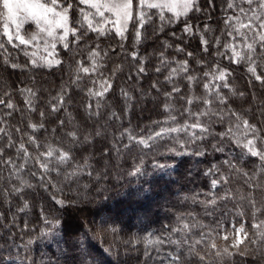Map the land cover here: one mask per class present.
Wrapping results in <instances>:
<instances>
[{
  "label": "trees",
  "instance_id": "16d2710c",
  "mask_svg": "<svg viewBox=\"0 0 264 264\" xmlns=\"http://www.w3.org/2000/svg\"><path fill=\"white\" fill-rule=\"evenodd\" d=\"M67 2L73 3L72 17H79L81 9L95 11L80 4L79 0H61L62 6ZM199 4L202 11L190 12L188 17L164 25L156 15L158 10L144 9L152 13L154 23L142 31V42L135 49L131 31L125 33L128 38L123 41V49L114 30L111 38H98L89 32L82 40L70 43V49H64L58 43L54 54L62 65L52 68L36 67L31 63L32 59L48 55L51 49L46 50L45 43L30 41L27 45H19V41L14 39L19 46L13 47L0 32V42L7 49V52L0 49V98H10L20 109L11 116H5L9 110L0 106V121H3L0 127L6 128L15 144V147H10L9 136L0 134L2 159L11 158L17 165L23 163L22 156L16 153L21 140L29 152L37 156V153L46 151L49 144L60 146L67 140L65 133L69 130H77L81 140L89 137V142L83 147L71 149L70 155L74 157L71 167L65 165L63 170L57 168L42 172L39 160L44 157L30 161L19 174L12 164H0V264H171L169 254H182L179 264H223L215 255L216 250L211 248V240L200 245L195 242L201 239L202 233L211 232L216 244L224 246L223 235L241 225L249 234L255 233L252 238L256 244L249 247L246 255L233 256L228 264H233V261L235 264H264V237L255 228L260 220H264V215L257 213L253 217V205L264 209V167L257 157L242 155V149L229 138L223 141V152L211 148L220 140L218 133L235 127L232 112L264 130V85L247 71L248 63H231L228 58L231 51L215 44V38L220 37L221 44L235 42L237 50L245 51L241 38L227 35L231 29L225 27L224 20L233 15V10L226 7L227 0H199ZM208 5L211 10H208ZM165 15L170 17L171 13ZM184 20L195 26L197 35L189 37L184 34ZM205 25L208 26L207 32ZM106 27L111 28L112 25ZM161 27L162 31L159 30ZM56 31L58 34L61 32L59 29ZM22 32L26 39H30L31 33L38 37L42 35L32 20L23 23ZM200 35H205L212 42L211 55L202 51ZM45 39L48 38L45 36ZM68 39L73 41L75 38L69 35ZM165 43L181 45L186 51L165 50ZM96 44L100 45L102 53H108L101 61L105 75L118 65L121 69L112 77L114 88L100 109L102 115L89 114L96 111L95 101L86 95L87 89L93 87L91 78L79 73V88L72 83L78 75L77 62L85 61V66H88V53ZM217 48L226 51L224 58L215 55ZM133 50L144 58L147 75L137 72L138 62L128 55ZM161 51H165L169 60L173 57L190 59L191 74L197 80L189 83L186 74H180L171 83H164L167 72H155ZM187 52H193L194 56L187 57ZM262 52L264 49L257 45L256 64L251 65L258 66L257 74H264ZM32 53L36 56L33 57ZM201 59H206L213 68L214 62L218 61L222 68L232 73L226 81L229 88L221 89L220 82H215L216 90L228 101L226 107L219 105L214 95L203 89V72L206 69L197 64ZM13 63L19 67H11ZM170 67H175V64ZM158 80L161 82L160 92L151 87ZM173 87L180 88V92L173 93L170 98L165 97L163 92L171 91ZM27 88L37 93L33 98L35 112L29 111L25 104L27 93H22V90ZM65 88L71 100L60 112H51L53 97L59 96ZM121 88L130 91L133 96L131 102L123 99ZM137 92H148L150 96L138 99ZM205 97L208 104L203 103ZM189 100L192 103H188ZM88 104L93 105L92 109L86 108ZM169 104L171 107L165 110V105ZM220 108H225L223 124L219 122L218 115L199 117L205 126L211 125L210 131L215 137L205 141L208 150L204 156L167 152L169 148L178 147L177 139H187L183 133H168L163 138L150 141L149 147L137 142L154 135L162 127H182L193 122L196 117L188 116V112L218 111ZM40 112L45 113L43 118ZM113 112L115 116L111 115ZM169 114L175 115L176 121L170 120ZM62 120L65 121L63 127L60 126ZM41 121L45 128L33 133L28 124ZM17 127L25 134L37 137L43 147L28 144L27 135L17 132ZM97 132L100 135H96ZM236 135L242 137L243 133L237 132ZM129 136L133 139L130 140ZM248 138H252L251 134ZM64 147L68 145L65 143ZM193 150L195 146L189 149ZM85 160L87 166H84ZM225 161H231L235 170L229 168ZM213 166L219 171L206 175ZM78 167L83 170L72 179H66V174ZM213 179L221 180L216 188L211 186ZM17 187L21 189L19 193L13 191ZM221 196L226 199L220 200ZM212 198L217 199L216 210L206 214L201 202ZM25 203L28 207L21 211ZM238 212L245 214L238 215ZM185 224L189 225L188 229L173 231L183 229ZM193 224L204 227H192ZM144 237L163 239L165 243L145 246ZM169 239L176 240L177 244L167 243ZM232 242L230 238L227 243L230 245Z\"/></svg>",
  "mask_w": 264,
  "mask_h": 264
},
{
  "label": "snow or ice",
  "instance_id": "6c2138e0",
  "mask_svg": "<svg viewBox=\"0 0 264 264\" xmlns=\"http://www.w3.org/2000/svg\"><path fill=\"white\" fill-rule=\"evenodd\" d=\"M79 3L87 5L89 9H95V11L86 12L81 9L79 17H72L70 15L73 11L72 2H67L62 6L61 0H0V17H3L5 20L3 35L7 37V42L12 44L13 47L27 45L30 41H34L36 36L32 35L30 39H26L24 36L20 35L18 30L24 23L25 19L35 21L40 32L46 34L48 38L44 41L46 50L49 48L51 50L48 51L47 56L32 59L31 63L36 67L52 68L54 66L62 65V61L57 59L54 54V49L58 43L62 44L64 49H70V43L82 40L89 32L95 33L98 38H111V33L114 30L115 36L120 38V47L123 49L125 47L123 41L128 38L125 33L131 31L134 33L133 48L135 49L136 46L142 42V31H146L149 25L154 23L152 13L145 12L144 9L158 10L156 15L158 16L161 25L174 23L175 19L188 17L190 12H200L203 10L199 4V0H79ZM242 5H247V7ZM226 7L228 10H233V15L224 20L225 27L231 29L227 35L241 38L245 51L237 50L235 42L232 44H221L220 37L215 38V44L223 47L226 51H231V57H228L231 63H248L250 66L247 68V71L256 81H260L261 84L264 85V74H257L258 66H251L256 64L255 53L257 51V45H259L261 49H264V0H227ZM165 13H171V16L166 17ZM106 14H110V16H107ZM97 17H99V19H97ZM244 21H247V23ZM183 23L185 25L183 29L185 35L191 37L198 34V31H194V25L189 24L187 20H184ZM11 24H15L17 29L15 33L9 31ZM70 24L71 27L69 26ZM109 24L112 25L111 28L106 27V25ZM57 29L61 30L59 34L56 31ZM159 30L162 31V27ZM207 31L208 26L205 25V32ZM69 35L75 39L69 41ZM173 35H175V33H173ZM143 38L147 39L146 36ZM14 39L19 41V45L14 43ZM249 40L251 42H248ZM200 44L202 51L205 54H212L209 52V49L213 47V44L205 37V35H200ZM163 47L165 50L168 48H174L178 53H185L186 51L181 45L173 46L172 44L165 43ZM99 48L100 45L96 44L95 47L89 51L88 66H85V61L77 62L76 72L78 75L72 81V83L79 88V81L81 80L79 73H83L86 77L91 78L93 87L87 89L86 95L91 100L95 101L96 111L90 112V115H102L100 109L105 106L106 96L110 94L114 88L112 77L116 76L117 72L121 71L118 65L110 74L105 75V72L102 71L104 65L101 61L108 55V53H102ZM0 49H4L5 52H7L3 42H0ZM226 51H220L219 48H217L215 55L224 58L226 56ZM27 54L28 53L26 52L25 55ZM128 55L131 56L133 61L138 62L137 72L142 75H147L148 69L145 66L144 58L139 55L138 51L133 50L128 53ZM186 55L187 57L192 58L194 53L187 52ZM261 55H264V52H262ZM32 56L35 57L36 54L32 53ZM49 57L52 58L49 59ZM38 61H42V63H38ZM158 62L155 72H167V75L164 76V83H171L173 79L180 74H186V80L189 83L197 80V77L191 74L190 59L177 60L173 57L169 60L165 51H161L158 55ZM5 63H7V61H5ZM171 64H175V67H170ZM197 64L201 68L206 69L203 72V77L205 78L203 89L208 90L210 95H214L215 101H218L219 105H224L226 107L228 101L220 91L216 90L215 82H220L219 87L221 89L229 88V83L226 81L227 77L231 76L232 73L227 69L222 68L218 61L214 62V68L212 65L208 64L206 59L197 60ZM11 67L17 68L19 65L13 63ZM128 79L131 80L132 77L129 76ZM160 83L161 82L158 80L154 82L151 87L160 92ZM24 92L27 93L24 99L28 110L35 112L36 107L33 98L37 96V93L31 88L23 89L22 93ZM179 92L180 88L173 87L171 91L163 92V95L170 98L173 93ZM120 94L127 102L133 100L130 91L125 88L120 89ZM240 95H243V93ZM68 100H71V97L68 96L67 89H62L59 96L53 97L54 102L51 104V112H60ZM188 103H192V101L189 100ZM203 103H209L207 97L204 98ZM0 106L9 110L4 113L5 116H11L14 112L20 111V109L11 102L10 98L8 100L0 98ZM92 107V104L86 105L87 109H92ZM169 107H171L170 104L165 105V110ZM111 115L115 116V113L113 112ZM187 115L196 118L193 122L184 124L182 127H162L161 130L155 132L154 135L150 134L147 139H139L137 142L144 147H149L150 141L154 142L156 139L163 138V136L168 133H183L187 139H184L183 137L177 139L176 144L178 147L167 149L168 153L173 155H206L208 144L205 143V141H209L210 138L214 139L215 137L210 131L211 125L208 124L205 126V122L201 121L199 117H215L218 115L219 122L223 124L225 119V108H220L218 111L208 109L207 111L198 113L188 112ZM231 115L235 117V127H230L226 132L218 133L220 140L211 145L212 150L223 152V141L225 138H229L234 140L236 145L242 149V155L257 157L261 161L262 167H264V130L258 129L248 119H242V117L235 112H232ZM40 116L43 118L45 113L40 112ZM169 119L176 121L177 117L169 114ZM0 123H3V121H0ZM64 124L65 121H60L61 127H63ZM28 127L33 133H35L40 129H44L45 124L42 121L38 124L29 123ZM16 131L20 132L22 135H27L19 127L16 128ZM237 132H242L243 136H237ZM0 134L9 136V146L15 147L6 128L0 127ZM249 134H251L252 138H248ZM96 135H100V133L97 132ZM65 136L67 137V140L62 141L60 146L52 147V145L49 144L46 151L37 153V156H33L29 152L28 147H26V143L21 140L19 147L16 148L17 155L22 156L23 159V163L19 165H17L11 158L6 161L3 160V148H0V164H12L16 169V174L23 171L28 163L36 160L37 157H44V159L39 160V168L44 173L56 170L57 168L63 170L65 165L71 167L72 160L74 159V157L70 155L71 149L73 147H83L85 143L89 142V137L85 136L83 137V140H81L78 131L75 129L67 131ZM128 138L130 140L133 139L132 136H129ZM27 143L35 145L36 147H43V145L38 143V138L32 135H27ZM65 143L68 145L67 148L64 147ZM192 146H195V150L189 151ZM244 149L247 151L244 152ZM225 163L229 168L235 170V166L231 161H225ZM84 166H87L86 160ZM82 170V167H78L72 172H68L66 174V179H72V177L78 175ZM136 171H139V169L137 168ZM214 171L218 172L219 169L216 166H213V168L209 169V172L205 174L208 175ZM32 175H35V173H32ZM220 182L221 180L213 179L211 185L212 188H216ZM24 184L31 187L30 184H27V181H24ZM13 191L19 193L21 189L20 187H17ZM219 199L224 200L226 197L221 196ZM58 203L63 202L58 201ZM201 203L204 204L206 214H212V212L216 210V198ZM27 207L28 205L25 203L20 210L23 211V208ZM253 207L255 208V212H253L254 218L257 213L264 215V209L258 208L255 205H253ZM237 214L244 215L245 213L238 212ZM192 227L203 228L204 226L193 224ZM188 228L189 225L185 224L183 229H173V231H183ZM255 228L257 232L264 237V220H260L259 223L255 225ZM253 235H255V233L249 234L246 232L244 226L241 225L239 228L233 227L231 233H225L223 235L222 238L225 241L224 246H218L216 244L215 237L212 236L211 232L202 233L201 239L197 240L195 244L200 245L201 243H207V240H211V248L216 250L215 255L223 261V264H228V261L233 256L246 255L249 247L256 244V240L252 238ZM218 236L219 232L216 233V237ZM230 238L233 242L229 245L227 242ZM29 243H31V241H29ZM143 243L145 246H155L163 244L165 241L163 239L144 237ZM167 243L175 245L177 244V241L169 239ZM191 247L194 246H190V248ZM169 255L171 258V264H179L182 260V254ZM200 259L203 260L204 257H200ZM233 264H235L234 261Z\"/></svg>",
  "mask_w": 264,
  "mask_h": 264
},
{
  "label": "rangeland",
  "instance_id": "374dc122",
  "mask_svg": "<svg viewBox=\"0 0 264 264\" xmlns=\"http://www.w3.org/2000/svg\"><path fill=\"white\" fill-rule=\"evenodd\" d=\"M207 7H208V10H211V9H212L210 5H208ZM205 10H206V9H205ZM29 21H31V19H25V20H24V22H29ZM32 21H33V20H32ZM33 22H35V21H33ZM4 24H5V20L3 19V17H0V32H1V33H3V27H4ZM35 24H36V23H35ZM22 25H23V24H22ZM22 25H21V27L19 28L18 31H19V33H20L21 36H24V34H23V32H22ZM9 31H10L11 33H15V32L17 31V29H16V27H15V24H11V25H10ZM32 35H35V36H36V39L34 40V42H36V44L44 43V39H45L46 34L42 33V35L38 37V35H36V34H34V33H31L30 37H31ZM46 37H47V36H46ZM17 41H18V40H17ZM36 44H35V45H36ZM148 96H150V94H149L148 92H141V93H138V92H137V94H136V98H138V99H143L144 97H148Z\"/></svg>",
  "mask_w": 264,
  "mask_h": 264
}]
</instances>
